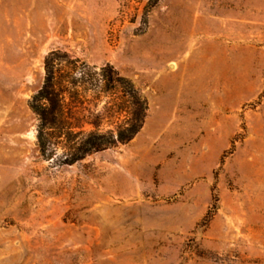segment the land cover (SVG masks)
Returning <instances> with one entry per match:
<instances>
[{"label":"rangeland","instance_id":"1","mask_svg":"<svg viewBox=\"0 0 264 264\" xmlns=\"http://www.w3.org/2000/svg\"><path fill=\"white\" fill-rule=\"evenodd\" d=\"M47 58L81 131L132 117L105 74L139 132L40 156ZM0 264H264V0H0Z\"/></svg>","mask_w":264,"mask_h":264},{"label":"trees","instance_id":"2","mask_svg":"<svg viewBox=\"0 0 264 264\" xmlns=\"http://www.w3.org/2000/svg\"><path fill=\"white\" fill-rule=\"evenodd\" d=\"M57 64L53 59L47 58L44 62V80L30 103V109L37 116L36 147L40 156L50 157L58 145L62 147L64 154L61 156L60 165L70 166L86 155L101 152L116 143L130 141L140 130L145 116L146 103L132 90L131 85L122 78L107 77L106 85L115 89L117 84L122 85L123 95L133 93V112L130 120L118 128L115 136L103 135L97 132L99 126L98 116L92 122L86 124L94 128L93 131L84 133L80 130L79 121H74L67 116L65 111V98L55 84ZM105 72V70H102ZM49 148H51L49 152Z\"/></svg>","mask_w":264,"mask_h":264},{"label":"bare ground","instance_id":"3","mask_svg":"<svg viewBox=\"0 0 264 264\" xmlns=\"http://www.w3.org/2000/svg\"><path fill=\"white\" fill-rule=\"evenodd\" d=\"M172 67V66H171Z\"/></svg>","mask_w":264,"mask_h":264}]
</instances>
